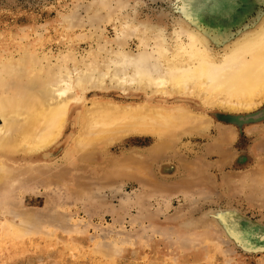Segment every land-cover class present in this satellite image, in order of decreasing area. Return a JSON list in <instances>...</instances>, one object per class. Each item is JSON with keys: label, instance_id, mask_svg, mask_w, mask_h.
I'll return each instance as SVG.
<instances>
[{"label": "rangeland", "instance_id": "rangeland-1", "mask_svg": "<svg viewBox=\"0 0 264 264\" xmlns=\"http://www.w3.org/2000/svg\"><path fill=\"white\" fill-rule=\"evenodd\" d=\"M262 13L264 0H0V56L17 61L35 53L56 71L73 57L67 61L73 69L90 55L115 58L120 45L139 52L146 32L148 39L165 36L173 51L179 22L196 20L214 40L225 41L252 27ZM223 41L212 46L222 49ZM87 97L136 103L146 96L110 88L107 79L106 88L91 89ZM157 98L206 115L207 129L169 141L148 159L143 155L158 139L129 135L90 161L75 158L68 165L75 109L64 135L43 152L53 158L4 156L15 183L11 179L0 196V264H264V251L257 250L264 247V118L238 125L223 119L230 113L200 102ZM263 111L264 103L231 115ZM223 132L235 138L217 145ZM132 153L142 155L149 176L127 168L110 175L115 162ZM198 163L206 172L190 175ZM228 211L240 219L236 235L220 222ZM22 221L31 223L22 227Z\"/></svg>", "mask_w": 264, "mask_h": 264}, {"label": "bare ground", "instance_id": "bare-ground-1", "mask_svg": "<svg viewBox=\"0 0 264 264\" xmlns=\"http://www.w3.org/2000/svg\"><path fill=\"white\" fill-rule=\"evenodd\" d=\"M126 27L128 32L130 26ZM146 33L145 38L141 39L144 48L137 53L127 52L120 45V50L112 53L115 58L100 61L97 54L90 55L91 60L78 63L73 69L67 66L68 59L73 60V57L66 59L64 64L58 62L56 71L53 65L46 67L35 53L28 52L17 61L0 56V196L7 194L8 182L11 179L14 182L11 167H8L4 156L37 154L45 159L53 158L52 153L43 152L54 146L64 135L75 109L77 112L72 125L74 132L71 133L65 151L68 165L75 158L76 161H90L129 135H150L158 139L143 155L148 159L161 154L169 141L199 134L207 129L209 117L183 105L168 106L157 95L167 98L178 96L182 100H192L226 111L230 114L223 116V119L238 125L264 116V112L237 118L231 115L250 112L264 103V13L259 15L252 27L235 37L226 36L225 41L223 38L214 40L211 33L196 20L179 22L175 30L173 51L165 36L160 34L148 39ZM150 40L154 42L153 48ZM218 40L225 45L219 50L212 46ZM110 65H114L115 69ZM107 79L110 80V88H118L123 93L133 90L146 97L136 103L97 98L89 100L88 92L91 89L106 88ZM234 138L233 132H223L216 144ZM141 157L132 153L123 161L115 162L114 173L110 175L127 168L133 169L131 172L138 177L149 176L150 169ZM195 169L197 173L190 171L189 174L200 175L205 171L199 167V163ZM158 172L165 177L168 175L163 173L161 167ZM24 216V213L23 217L20 215V219ZM25 218L30 220L28 215ZM220 219L226 226L225 232L236 235L240 225L237 214L228 211ZM23 222L22 227H25L28 221L24 225Z\"/></svg>", "mask_w": 264, "mask_h": 264}, {"label": "water", "instance_id": "water-1", "mask_svg": "<svg viewBox=\"0 0 264 264\" xmlns=\"http://www.w3.org/2000/svg\"><path fill=\"white\" fill-rule=\"evenodd\" d=\"M264 112V111H263ZM263 112H260V113H263ZM260 113H258V114H260ZM264 118V116L262 117V118H260L259 120H261V119H263ZM259 120H257V118L256 119H252V121H251V119H249V120H247V122H245V123H249V122H256V121H259ZM261 241H259V242H261V243H264V241H263V239H261V238H259ZM263 241V242H262ZM258 251H264V247L263 248H261L260 250L259 249H257Z\"/></svg>", "mask_w": 264, "mask_h": 264}]
</instances>
